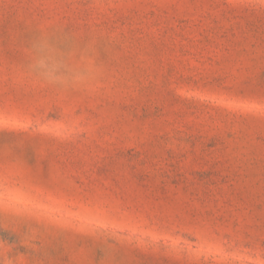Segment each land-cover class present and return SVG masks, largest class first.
Wrapping results in <instances>:
<instances>
[{"label": "rangeland", "instance_id": "374dc122", "mask_svg": "<svg viewBox=\"0 0 264 264\" xmlns=\"http://www.w3.org/2000/svg\"><path fill=\"white\" fill-rule=\"evenodd\" d=\"M0 264H264V0H0Z\"/></svg>", "mask_w": 264, "mask_h": 264}, {"label": "clouds", "instance_id": "9594fccd", "mask_svg": "<svg viewBox=\"0 0 264 264\" xmlns=\"http://www.w3.org/2000/svg\"><path fill=\"white\" fill-rule=\"evenodd\" d=\"M33 48L30 70L44 83L62 87L66 84H83L88 80V66L73 68L45 38L37 40Z\"/></svg>", "mask_w": 264, "mask_h": 264}]
</instances>
